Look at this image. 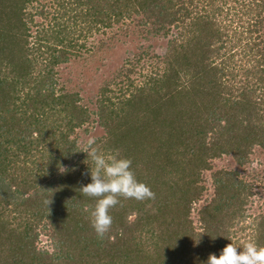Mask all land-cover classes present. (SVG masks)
<instances>
[{"label": "trees", "instance_id": "16d2710c", "mask_svg": "<svg viewBox=\"0 0 264 264\" xmlns=\"http://www.w3.org/2000/svg\"><path fill=\"white\" fill-rule=\"evenodd\" d=\"M107 32L97 49L118 36L166 46L128 96L99 95L105 134L94 146L131 159L155 193L121 199L100 239L84 211L95 200L79 191L93 162L84 153L60 173L88 116L74 94L55 93L52 75ZM256 147L264 149V0H0V264H206L229 243L264 246V214L245 243L232 240L252 195L236 170L212 174L198 227L191 218L211 162L230 156L242 166ZM40 224L53 252L37 247Z\"/></svg>", "mask_w": 264, "mask_h": 264}, {"label": "rangeland", "instance_id": "374dc122", "mask_svg": "<svg viewBox=\"0 0 264 264\" xmlns=\"http://www.w3.org/2000/svg\"><path fill=\"white\" fill-rule=\"evenodd\" d=\"M35 22H43V20L37 16ZM115 30H113L114 33ZM107 33L103 36L97 35L89 38L87 46H95V49L92 52L80 51L78 57H71L68 62L56 67L52 75L55 93L74 94L76 103L88 116V122L76 128L69 137L76 150L68 159V164L61 166L65 169L76 161H80L89 138L96 140L105 134L99 125L98 117V99L101 91L104 90V94L110 97L112 102H116L121 95L128 96L134 86L141 85L148 80L146 74L153 73L157 56L162 55L166 46L165 39H155L149 43L140 39L136 40V36H118L110 41L108 46L97 49V43L101 39L111 37L112 33ZM130 83L132 86L128 88ZM61 167L60 173H62ZM218 170H236L252 186V195L245 207V221L239 223V229L236 234L232 235V240L239 241L241 245L248 240L246 237L254 232L259 221L256 218L264 214V149L256 147L248 163L242 166H238L230 156H222L211 162V169L203 172L201 177V185L204 187L203 195L192 206L191 218L196 227H198L199 210L214 196L212 174ZM53 178L57 177L53 176L51 180ZM4 185L6 184L0 183V190L4 188ZM36 232L39 233L38 249L53 252L56 244L43 230V224L38 226Z\"/></svg>", "mask_w": 264, "mask_h": 264}, {"label": "clouds", "instance_id": "9594fccd", "mask_svg": "<svg viewBox=\"0 0 264 264\" xmlns=\"http://www.w3.org/2000/svg\"><path fill=\"white\" fill-rule=\"evenodd\" d=\"M95 139L89 138L84 153L93 162L89 168L91 183L79 189L85 197L95 200L94 206H86L90 226L98 238L103 239L111 230V210L121 199L146 201L155 199V193L143 182L138 181L132 170V160L119 154L105 155L94 146ZM62 172L66 169L61 167ZM52 202V201H51ZM206 264H264V246L247 242L242 248L227 244L219 254H210Z\"/></svg>", "mask_w": 264, "mask_h": 264}]
</instances>
